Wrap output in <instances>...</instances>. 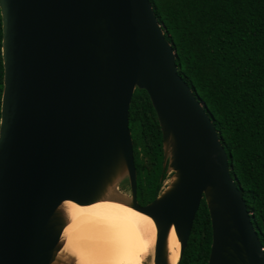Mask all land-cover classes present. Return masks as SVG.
<instances>
[{"label": "water", "instance_id": "1", "mask_svg": "<svg viewBox=\"0 0 264 264\" xmlns=\"http://www.w3.org/2000/svg\"><path fill=\"white\" fill-rule=\"evenodd\" d=\"M0 8V264H77L65 249L66 203L102 200L150 216L153 263L171 264V230L180 260L203 198L213 230L208 264H264L218 130L179 74L150 0H0ZM137 88L157 112L171 174L145 205L129 119Z\"/></svg>", "mask_w": 264, "mask_h": 264}, {"label": "trees", "instance_id": "2", "mask_svg": "<svg viewBox=\"0 0 264 264\" xmlns=\"http://www.w3.org/2000/svg\"><path fill=\"white\" fill-rule=\"evenodd\" d=\"M176 50L178 72L210 114L264 245V0H150ZM0 8V120L4 88ZM137 198L153 201L170 177L163 133L145 89L130 106ZM213 230L203 198L178 264H208Z\"/></svg>", "mask_w": 264, "mask_h": 264}, {"label": "bare ground", "instance_id": "3", "mask_svg": "<svg viewBox=\"0 0 264 264\" xmlns=\"http://www.w3.org/2000/svg\"><path fill=\"white\" fill-rule=\"evenodd\" d=\"M66 207L70 223L64 230L65 249L76 257L78 264H142L148 260L154 264L157 228L147 214L119 200H102L91 205L70 201ZM173 232L178 247L172 242ZM180 249L173 227L169 236L171 264H178Z\"/></svg>", "mask_w": 264, "mask_h": 264}, {"label": "rangeland", "instance_id": "4", "mask_svg": "<svg viewBox=\"0 0 264 264\" xmlns=\"http://www.w3.org/2000/svg\"><path fill=\"white\" fill-rule=\"evenodd\" d=\"M170 178H171V175H170V177L165 181V184L167 185L169 182H170ZM120 190L123 192V193H126V194H131V189H130V186L127 184V183H124V184H122V185H120ZM139 201V200H138ZM140 202V201H139ZM99 251H101V250H99ZM75 259H76V257L75 256H73ZM77 260V259H76ZM149 261L150 260H148V261H143L142 262V264H150L149 263ZM77 264H78V261H77Z\"/></svg>", "mask_w": 264, "mask_h": 264}, {"label": "snow or ice", "instance_id": "5", "mask_svg": "<svg viewBox=\"0 0 264 264\" xmlns=\"http://www.w3.org/2000/svg\"><path fill=\"white\" fill-rule=\"evenodd\" d=\"M94 207H101V205H95ZM145 220H147L148 218L147 217H144ZM172 242L174 245H176V247H178V242L176 241V238H175V232H173V235H172ZM75 254V253H74Z\"/></svg>", "mask_w": 264, "mask_h": 264}, {"label": "flooded vegetation", "instance_id": "6", "mask_svg": "<svg viewBox=\"0 0 264 264\" xmlns=\"http://www.w3.org/2000/svg\"><path fill=\"white\" fill-rule=\"evenodd\" d=\"M140 203V202H139ZM141 205H145V204H142V203H140Z\"/></svg>", "mask_w": 264, "mask_h": 264}]
</instances>
